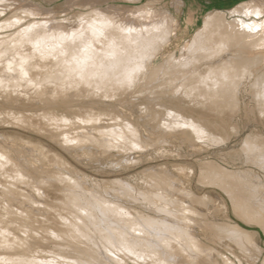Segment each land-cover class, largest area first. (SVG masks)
<instances>
[{"label": "bare ground", "instance_id": "1", "mask_svg": "<svg viewBox=\"0 0 264 264\" xmlns=\"http://www.w3.org/2000/svg\"><path fill=\"white\" fill-rule=\"evenodd\" d=\"M103 2L66 1L60 17L27 0H0V125L13 120L91 160V148L124 156L152 146L138 121L111 111L119 94L136 88L154 85L166 99L146 111L148 129L155 123L164 138L228 140L211 134L206 116L236 111L243 91L264 115V0L209 12L178 56L163 55L178 27L172 13L152 2ZM73 8L78 12L68 15ZM73 98L89 105L58 114ZM18 99L33 101L28 111L39 114L24 116L27 109L13 106ZM241 151L264 171L262 136H247ZM54 152L41 141L0 133V264H256L263 255L255 234L227 216L229 201L234 216L264 231V177L253 171L202 162L198 182L226 202L214 192L197 196L162 169L146 170L144 187L95 182ZM218 213L226 222L213 219ZM44 245L53 246L46 252Z\"/></svg>", "mask_w": 264, "mask_h": 264}, {"label": "rangeland", "instance_id": "2", "mask_svg": "<svg viewBox=\"0 0 264 264\" xmlns=\"http://www.w3.org/2000/svg\"><path fill=\"white\" fill-rule=\"evenodd\" d=\"M27 1L35 3L39 6H43L46 9H51L55 11L56 14L58 13L59 14V15L57 14L58 16L63 17V13L65 9H67L65 3L66 1L68 2L71 0H27ZM76 1H83V0H75V2ZM248 1H253V0H175V2H179L180 5L182 6L178 11H176L174 6L172 5L175 3L174 1L172 2V0H111V1L107 0V2L104 0L101 6L105 7L107 4H114L119 6H125L128 8H133V7H141L149 2H152V4H154L153 5L154 8L164 9L167 10L170 14L172 13L171 15L178 23L179 28L177 27L176 36L172 39V41L169 44L165 46L166 48H164L163 50V55L164 54L166 55L167 53H173L178 56L180 53V49L183 47V45L187 43V41L190 40L192 35L200 28L202 24V19H204L205 15L215 10L228 11L229 9L235 7L236 5ZM76 11L78 12L76 8H73L68 13V15L73 16L74 14L77 13ZM190 17L192 18L191 23L190 21L188 22V18ZM161 60L162 58L160 57L156 61V63L158 64ZM146 87L138 88V89L136 88V92L135 91L130 92L126 97L124 95L119 94L117 97L119 100L116 98L117 100L112 102L110 105L112 107L111 111L116 116L118 115L123 118L131 119V122L138 121L137 125L138 126L140 125L139 128L141 130L142 129L144 130V134L152 138L153 140V142L151 143L152 146H149L147 149L142 151H134L129 154H125L123 156V153L118 152L117 150H111V152L107 156H101L97 152V150H95V148L94 149L91 148L89 150V152L93 154L91 160L85 158L78 159L75 158L72 154L67 153L64 149L60 148V146L57 145L55 142H53L51 139L33 133L31 130L21 127L19 123L18 125L14 124L13 120L9 121L8 124L10 125H7V123L1 124L0 133L4 131L5 132L11 131L15 134L17 133V135L21 134V136H24L26 138L41 141V143L49 146V148L55 151L54 153L59 154L58 157L60 156L59 158L62 159V161H64L68 167L72 166V168L76 170L78 173L87 176L89 179L95 182L96 181L107 182V181H112L114 179H123L125 181L130 182L133 185H137V187H144L145 185H147L146 182L149 180V178L146 177L145 175L148 173L146 170H148L149 172L150 171L154 172L157 169H162L167 174L172 175V178L175 177L174 179L184 182V185L186 184L185 185L186 188L191 190L197 196H202L205 193L214 192L223 196L224 199L226 198L225 200L227 202L228 201L227 197L221 191L216 190L210 185H202L201 183L198 182L200 167L203 164L202 162L205 163L212 161L229 171L250 170L253 171L254 174L256 175L258 174L259 177L261 178L264 177V171L259 169L257 166L248 163L244 152L241 151L243 147V141L247 136L249 135L260 136V137L262 136V138H264V115L261 116L257 108L254 107L255 105L250 101L251 98L249 97V95L246 94L247 91L246 92L243 91L242 93L244 101L239 107L240 109L238 108L236 111L226 110L222 114L218 112H209V114H207L208 116H206V120L208 118L207 120L208 124L209 123L211 124V126L209 127L211 134L212 135L214 134V136L218 135L220 139L228 138V140L222 143H215L208 140L207 141L192 140L193 141L192 142L191 140L185 139L182 136L179 137V135H177V137L179 138H177L176 135L170 138L169 137L164 138L166 134H164L162 130H158V128L153 127L155 123L150 124V126H152L153 128V130L150 131V128L148 129L147 126L149 118L146 116V111L153 107L155 109H158L159 108L158 104H165L164 102L166 101V99H164L163 97H159L158 94L159 90L154 85L153 86L148 85ZM150 89L152 91H150ZM132 94L133 96H131ZM127 97L130 99H127ZM87 101L90 100L89 99L76 100L73 98L71 101L72 107L70 109L69 107L67 109H65L64 107V110L63 109L57 110L59 109L57 108L56 109L57 113L58 114L66 113L68 112V110L70 111L78 110V109L82 110L89 105V102ZM15 102L16 103L13 105L14 108L27 109V111L23 112L24 116L29 118L33 114H39V111L35 113L34 110L32 112L28 111L32 107H35L34 106L35 103L33 101L18 99ZM175 102L178 101L176 100ZM182 105L187 107L186 103H182ZM8 111L9 110H5L3 113H7ZM195 111H200V108L197 107ZM216 116L219 118H217ZM41 123L43 122L41 121ZM220 124L225 127L221 126ZM253 132L254 135H252ZM193 148L196 149L194 150ZM81 153L78 152V155H82ZM70 155H72V157ZM48 157L51 159L50 167L52 169L56 168V164H54L57 162L56 159L55 158L53 159V156L49 154ZM180 170L181 172L183 170L182 174L184 175L178 174ZM184 171L186 172L184 173ZM189 172L192 173H190L189 175ZM228 202H227L229 206L227 209L228 218L231 221L240 225L242 228L244 227H245L244 229L247 228L246 229L247 231L255 234L256 240L259 242V245L263 247V255L260 256L261 257L260 260L256 263V264L259 263L261 264L264 258V231L258 225L252 223L251 224L246 223L245 221H242L238 219L236 216H234L231 206ZM209 210L213 213L218 212L217 208L213 205L209 206ZM213 219L216 220V222H226L225 221L226 216L221 213L216 214ZM47 246L52 247L53 245L52 246L46 245L44 247V251L46 252L51 250ZM40 249L42 250L43 248Z\"/></svg>", "mask_w": 264, "mask_h": 264}]
</instances>
